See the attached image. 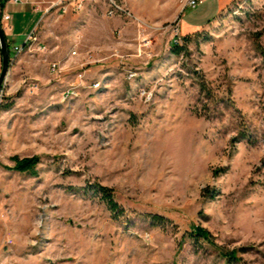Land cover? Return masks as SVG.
Instances as JSON below:
<instances>
[{"label": "rangeland", "instance_id": "1", "mask_svg": "<svg viewBox=\"0 0 264 264\" xmlns=\"http://www.w3.org/2000/svg\"><path fill=\"white\" fill-rule=\"evenodd\" d=\"M184 1L126 0L151 43L112 26L93 49L71 40L85 19L48 15L37 40L10 47L0 264H264V0L180 14ZM15 155L39 156L36 175L12 170ZM195 226L212 242L192 239Z\"/></svg>", "mask_w": 264, "mask_h": 264}, {"label": "crops", "instance_id": "2", "mask_svg": "<svg viewBox=\"0 0 264 264\" xmlns=\"http://www.w3.org/2000/svg\"><path fill=\"white\" fill-rule=\"evenodd\" d=\"M51 0H5L3 7L0 9L2 14L6 15V18L2 21V28L4 31V35L8 44L9 52L10 47L23 45L27 36L36 30L37 26L40 24L42 20L48 15H44V8L48 5ZM130 5V4H129ZM221 3L219 4L220 8ZM102 10L98 7L92 10V13L85 16L84 14H79L75 12H69L68 14H64L65 16H73L77 18L85 19V24H83L82 29H78L81 38L77 39L74 35L71 36V40H89L90 43L93 44L95 48H102V42H109L110 40H115L111 35V27L115 26L120 28L122 31V36L125 39H137V40H148L147 43H151L152 39L147 38L145 34L140 35V37H136V33L134 29L129 27L130 22L126 20V18L122 17H114L112 21H96L94 18H106L100 12ZM182 13V12H181ZM180 13V14H181ZM55 15V14H49ZM63 15V16H64ZM62 16V15H61ZM92 20H90V18ZM108 19V18H107ZM110 19V18H109ZM177 26V25H176ZM179 27L180 23L178 24ZM196 29V28H192ZM184 31L182 33H187L191 31V29H187L185 26ZM81 31V32H80ZM127 33H130L127 36ZM132 35H135L133 38ZM173 37V34H172ZM81 42V41H80ZM100 42V43H99ZM109 45V44H107ZM11 56V53H10ZM0 69H1V56H0Z\"/></svg>", "mask_w": 264, "mask_h": 264}, {"label": "built area", "instance_id": "3", "mask_svg": "<svg viewBox=\"0 0 264 264\" xmlns=\"http://www.w3.org/2000/svg\"><path fill=\"white\" fill-rule=\"evenodd\" d=\"M205 0H185L180 13L185 9V8H191L194 9L200 4H202ZM100 8L101 14L105 16L106 18H114V17H122V18H127L131 19L133 22H139L136 18V16L131 12L129 7L126 4V0H51L48 5L44 8V15H49V14H55V15H64L68 14L69 12H75L79 14H85L89 15L92 13V10L96 8ZM6 18V15L2 14L0 11V21H2ZM174 32H176L173 36V39L175 42H177V35H178V28L177 26L174 27ZM37 40V37L35 35V30L31 32L26 40L24 41L23 45L20 46H15V55H18L23 51L25 46L30 41ZM72 53H76L75 51H72ZM12 57V56H10ZM52 69H55L57 64L52 63L51 64ZM6 80V78H5ZM4 80V81H5ZM3 81V83H4ZM1 84V86L3 85ZM0 86V105L2 103V89Z\"/></svg>", "mask_w": 264, "mask_h": 264}, {"label": "trees", "instance_id": "4", "mask_svg": "<svg viewBox=\"0 0 264 264\" xmlns=\"http://www.w3.org/2000/svg\"><path fill=\"white\" fill-rule=\"evenodd\" d=\"M5 0H0V9L3 7ZM171 50L175 54H179L181 51V46H173L171 47ZM262 56H264V51H262ZM202 91L203 86H202ZM207 92V91H206ZM4 109H7L10 107V104H4L1 106ZM11 160L13 161V166L11 167L12 170L17 171V172H25L29 173L32 175H36V166L40 161V157L37 155L31 156V157H23L20 158L18 156H12ZM87 189L92 190L95 194H98L102 201L107 205V207L115 214L122 213L123 210L117 203V201L114 198L112 189L108 186L102 185L100 183H94L92 185H88L86 187ZM154 220L155 223L158 225H164V222H167V219L159 216V215H152L151 216ZM192 239L197 240L202 239L206 240L207 242H212V235L210 232L203 228L202 226H195L190 230L188 234ZM226 260L229 262L237 261L236 255L237 251L236 250H231L229 252H226L225 254Z\"/></svg>", "mask_w": 264, "mask_h": 264}, {"label": "water", "instance_id": "5", "mask_svg": "<svg viewBox=\"0 0 264 264\" xmlns=\"http://www.w3.org/2000/svg\"><path fill=\"white\" fill-rule=\"evenodd\" d=\"M0 56H1V69H0V86L5 80L9 67H10V52L8 44L0 21Z\"/></svg>", "mask_w": 264, "mask_h": 264}]
</instances>
